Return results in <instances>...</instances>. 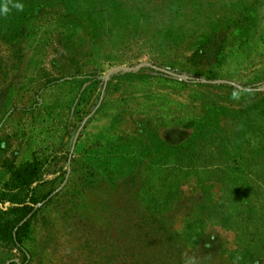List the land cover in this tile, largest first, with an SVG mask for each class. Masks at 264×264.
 <instances>
[{"label":"rangeland","instance_id":"1","mask_svg":"<svg viewBox=\"0 0 264 264\" xmlns=\"http://www.w3.org/2000/svg\"><path fill=\"white\" fill-rule=\"evenodd\" d=\"M47 1L0 15V218L16 168L42 167L0 264H238L264 239L240 219L264 208V0Z\"/></svg>","mask_w":264,"mask_h":264},{"label":"trees","instance_id":"2","mask_svg":"<svg viewBox=\"0 0 264 264\" xmlns=\"http://www.w3.org/2000/svg\"><path fill=\"white\" fill-rule=\"evenodd\" d=\"M7 3L9 8L16 13L18 18H21L23 15L31 13V17H34L39 10L48 11L54 5L49 3L47 0H0V5ZM15 3H22L24 5L23 11H19L12 7ZM1 6V7H2ZM16 32L21 36L23 33L16 30ZM71 40V38H70ZM23 52V49L19 52L20 56ZM73 60L72 63L77 62V53L71 57ZM60 83L59 80L50 81L48 86H52ZM202 126H207V124L202 121L198 122ZM42 179V167L38 161L27 163L22 165L15 170V185L11 193L13 194L9 201L10 207L7 213H4V216L0 218V239L4 241L7 245L12 243L16 247L22 246V237L21 233L24 232L27 228L30 227L31 222L38 215L36 207L40 204V201L34 195H27L25 198L22 197V193L30 190L33 186L38 184ZM17 193H14L16 192ZM212 199H202L197 201L200 206L201 214L204 216V219L215 223V224H228L234 219H230L229 213L227 211L228 207L221 206V204L211 203ZM247 208L242 210V217L240 219H247L248 217L252 220L254 216L264 217V208L261 209L259 206H252L246 211ZM197 211V210H196ZM198 212V211H197ZM31 216V218H29ZM12 217V218H11ZM238 217V215H237ZM236 218V217H235ZM28 219V220H27ZM202 231L197 234L198 239L202 242L205 238V229L202 227ZM258 231H255L251 236L256 235ZM153 241H156L159 237L157 232H151ZM161 234L164 237V242H169L173 246L183 248L184 252L188 249V245L184 243L183 240H180L181 235L172 229L162 228ZM177 243V245H175ZM158 244L156 246H161ZM168 256V255H167ZM166 256V257H167ZM264 260V239L260 242L255 240H249L247 244L242 248L238 254V264H255L258 261ZM189 259L183 261L179 259V264H188ZM17 264V263H12Z\"/></svg>","mask_w":264,"mask_h":264},{"label":"clouds","instance_id":"3","mask_svg":"<svg viewBox=\"0 0 264 264\" xmlns=\"http://www.w3.org/2000/svg\"><path fill=\"white\" fill-rule=\"evenodd\" d=\"M15 9L19 11H23L24 5L22 3H15L12 5ZM10 11L9 5L5 3L2 7H0V15H7Z\"/></svg>","mask_w":264,"mask_h":264}]
</instances>
